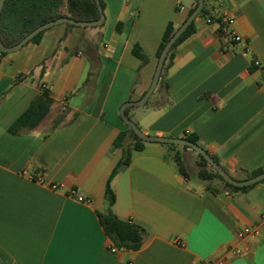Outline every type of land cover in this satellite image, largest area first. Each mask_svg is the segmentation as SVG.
<instances>
[{"label": "crops", "instance_id": "1", "mask_svg": "<svg viewBox=\"0 0 264 264\" xmlns=\"http://www.w3.org/2000/svg\"><path fill=\"white\" fill-rule=\"evenodd\" d=\"M101 1V28L58 24L39 43L0 56V264H264V182L229 191L216 179L197 178L193 150L149 142L111 180L112 212L145 231L142 246L109 251L98 213L106 210L105 184L122 156L113 147L127 129L119 109L146 92L166 25L177 29L195 0ZM221 1L203 0L208 17L229 10L243 44L195 17L160 86L127 116L146 135H196L223 170L242 179L264 166V70L252 65L264 63V0ZM59 10L69 17L64 3ZM96 42L99 61L91 69L86 43ZM135 44L144 64L132 54ZM40 86L54 102L48 116L34 129L10 132ZM243 227L257 230L247 244L235 237Z\"/></svg>", "mask_w": 264, "mask_h": 264}, {"label": "trees", "instance_id": "2", "mask_svg": "<svg viewBox=\"0 0 264 264\" xmlns=\"http://www.w3.org/2000/svg\"><path fill=\"white\" fill-rule=\"evenodd\" d=\"M64 3L66 5L69 17L75 20H96L99 17V13L94 0H5L1 13H0V38L2 43L10 47L16 44L26 34L32 31L37 26L61 18L66 17L60 12V5ZM102 9L104 10V4L100 0ZM197 6V0L193 9L189 11V14ZM200 17H208L207 10L203 6L200 11ZM104 22L100 24L99 28L103 26ZM68 27H76L71 24H66ZM121 23L116 25V29L119 30ZM96 28V27H93ZM176 29L172 22H169L161 36L160 43L156 51V57L158 58L164 45L169 40L170 36ZM194 31V21H192L179 38L173 43L168 54L166 55L163 68L170 64L175 48L185 40ZM44 31L35 35L28 43H39ZM97 46L96 43H86V55L89 59L91 69L98 64L99 58L95 53ZM132 54L137 57L142 64L147 60L146 55L138 45H134L132 48ZM6 55V53L0 52V56ZM162 68V69H163ZM161 84V75L158 82V87ZM53 100L49 96L47 89L40 86V93L34 97L25 111L14 121L9 128V131L14 133L21 129H34L39 126L43 120L48 116L52 106ZM165 103L164 97H162L161 104ZM147 102L144 104L146 105ZM129 109L125 111L128 115ZM121 119V118H120ZM122 121V119H121ZM63 122L62 117L56 120L52 128H56ZM123 122V121H122ZM124 123V122H123ZM125 124V123H124ZM126 125V124H125ZM126 130L119 132L113 142V147L122 149V156L117 165L112 170L106 184H105V201L106 210L104 213H98V218L103 231L107 238L110 240L111 246L117 250L137 251L141 248L145 231L138 225L129 221H124L117 218L112 212V206L115 202V196L111 188V180L118 172L120 167L127 166L130 161L132 151H141L144 148L145 142L135 135L126 125ZM130 138V143L125 145V138ZM185 139L190 140L197 144L196 135H187ZM160 145H167L172 148H176V144L159 143ZM183 149H188L186 146H182ZM198 161L196 163V176L199 180L211 183L212 180L218 179L229 191H246L254 185L246 187H236L227 183L220 174L212 169L206 162V160L199 154H197ZM175 162L179 172L184 174V168L181 163L178 153L175 155ZM264 172V166L257 168L253 171H244L242 179L250 178L255 175ZM264 180L258 182L261 183ZM256 183V184H258ZM209 190H213L210 185L207 187Z\"/></svg>", "mask_w": 264, "mask_h": 264}, {"label": "water", "instance_id": "3", "mask_svg": "<svg viewBox=\"0 0 264 264\" xmlns=\"http://www.w3.org/2000/svg\"><path fill=\"white\" fill-rule=\"evenodd\" d=\"M5 0H0V13L3 7ZM99 17L96 20H75L71 17H61L46 23H43L36 28H34L32 31H30L28 34H26L22 39H20L16 44L7 47L5 46L0 38V52L3 53H12L17 50H19L21 47H23L25 44H27L35 35L38 33L45 31L49 27L58 25V24H71L77 27H97L100 24L104 22L105 16L102 9V6L100 4V0H94ZM204 5L203 0H197V6L194 8V10L187 16V18L183 21V23L174 31V33L170 36L169 40L164 45L158 59L157 64L155 67V71L151 80V83L146 90V92L143 94V96L136 100V101H129L121 105L119 109V116L122 119V121L128 126V128L135 134L137 137H139L144 142L149 143H167V144H176L180 146H186L189 149L193 150L197 154L201 155L208 165L212 167L214 171H216L218 174L221 175V177L230 185L236 186V187H246L250 185H254L262 180H264V172H261L258 175H255L250 178L246 179H235L231 177L225 170H223L220 165L207 153L204 149H202L199 145L196 143L191 142L188 139L185 138H170V137H159V136H150L144 134L139 127L128 118L125 111L130 107H139L144 105L149 98L151 97L152 93L154 92L157 83L159 81L161 71L163 68V64L166 58V55L168 54V51L170 50L173 43L179 38V36L183 33V31L187 28V26L197 17L202 10Z\"/></svg>", "mask_w": 264, "mask_h": 264}, {"label": "built area", "instance_id": "4", "mask_svg": "<svg viewBox=\"0 0 264 264\" xmlns=\"http://www.w3.org/2000/svg\"><path fill=\"white\" fill-rule=\"evenodd\" d=\"M218 4H221V0H215ZM208 23L215 22L218 25V32L221 37L226 38L230 43H235V44H243L242 38L233 30L232 25L234 22V17L232 13L227 10L223 9L221 12L215 17L211 19H207ZM252 65L260 70H264V63L259 61L258 59H253L252 60ZM23 173H26V171H23ZM31 179L36 181L39 184H44V178L42 175H31ZM52 189H56L57 185H50ZM69 195L73 196L76 198L78 202L86 203L88 202V199L83 197L82 195L78 194L76 189H70L69 190ZM262 222H264V216H262ZM257 234V230L253 227H243L236 231L235 237L237 241L243 242L245 244L248 243V240L253 237L254 235ZM109 251L115 253L117 250L113 246L108 247ZM232 254L238 255L242 252L239 248H231L229 250Z\"/></svg>", "mask_w": 264, "mask_h": 264}, {"label": "rangeland", "instance_id": "5", "mask_svg": "<svg viewBox=\"0 0 264 264\" xmlns=\"http://www.w3.org/2000/svg\"><path fill=\"white\" fill-rule=\"evenodd\" d=\"M135 123V122H134ZM136 124V123H135ZM137 125V124H136ZM180 147V146H179ZM193 153H194V151H193ZM194 155V154H193ZM193 157V159H194V163H195V166H196V163H197V161H198V157L196 156V155H194V156H192ZM194 168V167H193ZM193 168H190L191 170L193 169ZM194 171H195V169H194ZM193 179H195V178H193ZM216 181H219L220 182V184L221 185H223V183L220 181V180H218V179H216Z\"/></svg>", "mask_w": 264, "mask_h": 264}]
</instances>
